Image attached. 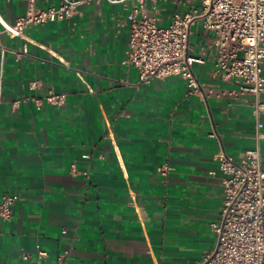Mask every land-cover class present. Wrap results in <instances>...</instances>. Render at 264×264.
Instances as JSON below:
<instances>
[{"label":"crops","instance_id":"obj_1","mask_svg":"<svg viewBox=\"0 0 264 264\" xmlns=\"http://www.w3.org/2000/svg\"><path fill=\"white\" fill-rule=\"evenodd\" d=\"M155 3L162 25L187 8L186 0ZM25 8L26 0H0V17L11 22ZM130 10L90 0L21 37L0 25V196L15 198L11 218L0 220V264H34L37 244L46 264L65 251L64 264H188L212 248L223 187L214 155L240 161L252 146L250 97L201 100L178 75L139 81L121 62ZM191 32L198 55L212 33L200 23ZM206 51L193 65L198 81L234 90ZM48 91L65 102L12 105ZM259 118L264 133V111ZM260 155L264 169V138Z\"/></svg>","mask_w":264,"mask_h":264},{"label":"built area","instance_id":"obj_2","mask_svg":"<svg viewBox=\"0 0 264 264\" xmlns=\"http://www.w3.org/2000/svg\"><path fill=\"white\" fill-rule=\"evenodd\" d=\"M36 1L26 0L25 11L11 22L0 17L2 32L21 37L27 27L68 20L82 2L90 0H65L44 8L38 7ZM106 1L130 4L131 10L126 16L129 22L127 55L121 62L136 70L139 81L149 83L178 75L186 80L187 93L201 100L211 96L250 97L249 106L255 120L252 146L240 161H234L223 150L214 155L217 168L223 174L219 217L210 224L214 243L199 260L188 264H264V169L260 155L264 133L259 118L264 111V101L260 99L264 93V0H186V10L182 13L174 10L166 25L160 23L155 0H150L153 13L148 9L147 0ZM197 23L212 35L208 43L201 44L199 54L194 55L189 37L191 27ZM207 47L212 53L214 74L235 85L234 90L198 81L193 65L205 62ZM23 53H26L24 46L14 51L15 57ZM35 86V81L30 82V88ZM27 100L38 107L42 102L60 106L65 102V94L48 91L42 97L22 95L12 105ZM165 169L160 168L161 172ZM14 201L13 195L0 196V220L11 218ZM35 247L34 264H46L45 252L38 244ZM66 258L65 251L57 256L56 264H64Z\"/></svg>","mask_w":264,"mask_h":264},{"label":"rangeland","instance_id":"obj_3","mask_svg":"<svg viewBox=\"0 0 264 264\" xmlns=\"http://www.w3.org/2000/svg\"><path fill=\"white\" fill-rule=\"evenodd\" d=\"M166 24H168V23H165V24H163V25H166Z\"/></svg>","mask_w":264,"mask_h":264}]
</instances>
